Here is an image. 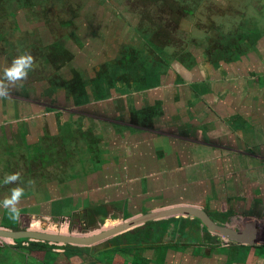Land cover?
I'll return each instance as SVG.
<instances>
[{
    "label": "rangeland",
    "instance_id": "374dc122",
    "mask_svg": "<svg viewBox=\"0 0 264 264\" xmlns=\"http://www.w3.org/2000/svg\"><path fill=\"white\" fill-rule=\"evenodd\" d=\"M236 8L224 0H0V78L17 56L34 58L27 79L0 99L5 108L16 104L0 122V226L85 236L195 206L234 231L255 222L256 240L235 243L186 217L194 219L187 230L193 237L180 242L165 218L131 230L139 241L133 251L150 264L264 257V53L263 65L247 56L227 64L245 50L237 32L261 25H233L238 12L247 13ZM228 13L237 16L228 22ZM26 125L36 150L4 134ZM153 139L166 154L144 146ZM15 173L20 180L4 184ZM16 186L25 192L12 219L2 202ZM46 196L64 205L52 214ZM118 202L126 219L122 204L106 216L92 212L93 204ZM120 235L72 250L0 238V264H92L65 253L82 249L98 259L96 253L125 244ZM107 257L95 264H127L121 255Z\"/></svg>",
    "mask_w": 264,
    "mask_h": 264
},
{
    "label": "water",
    "instance_id": "95a60500",
    "mask_svg": "<svg viewBox=\"0 0 264 264\" xmlns=\"http://www.w3.org/2000/svg\"><path fill=\"white\" fill-rule=\"evenodd\" d=\"M170 217L196 218L207 228L209 232L214 235L224 237L235 243H251L250 239L253 240L254 238L253 232L255 231V222L247 224L242 231H234L226 226L216 224L205 211L192 206H175L160 211L150 212L139 217L123 221L114 227L93 235H64L43 233L30 229L9 230L0 228V238L10 239L13 241L26 239L29 241L50 242L65 246L88 247L111 237L131 231L149 221L162 220Z\"/></svg>",
    "mask_w": 264,
    "mask_h": 264
},
{
    "label": "crops",
    "instance_id": "0c3cea01",
    "mask_svg": "<svg viewBox=\"0 0 264 264\" xmlns=\"http://www.w3.org/2000/svg\"><path fill=\"white\" fill-rule=\"evenodd\" d=\"M220 2L223 3V0H219ZM224 3L225 5H229L230 7H235V11H236V6L237 5H240L241 8H246L247 9V13L244 12V11H241V12H238L240 13L239 14V18L238 19H235L234 22L232 23L233 25L234 24H237V22H243L242 20H245L248 19V22L250 24H253V25H261V28L260 30H255V28L253 26H249V27H245L244 29H246V31H238V36L239 37H235L238 41H243V42H239V46H243V44L245 43V50H241L239 52L236 53V55L234 56V58L230 59L228 58V61L229 63L227 64H242L241 61L245 60L247 61L246 59V56L249 58V60H254V63L259 62L260 65H263V61H260V54L261 53H264V44L262 45V43L264 42V0H224ZM257 7H259V9H257ZM224 16L226 18H228V22L230 21L229 19L231 18H235V16H237L236 14H224ZM252 27L254 28V30L252 29ZM256 31L257 33L255 34ZM246 40V41H245ZM259 57V58H258ZM196 62V60H195ZM194 64V62L192 63ZM197 63H195L196 65ZM193 65H190L189 67H192ZM219 67V66H218ZM264 67V66H263ZM220 70V69H218ZM261 79H264V73H261ZM157 88V86H151V88ZM159 101V100H157ZM15 101H7L6 102V108L3 107L1 104H0V122L4 121V119H7V118H10L11 115L13 114V110L14 108H16V104H14ZM13 129H8V131L4 132L7 140L11 141V139H9L10 137L13 138V137H16L18 136L19 139H22V140H25L24 142H26V146L28 144H31L29 145L32 150H36L37 147L34 143L30 142L31 139L33 138V133H34V130H32V127H28L26 125L25 129H15L14 132H12ZM9 132V133H8ZM0 133H1V130H0ZM125 133V132H124ZM124 133L122 135H124ZM137 136V135H136ZM21 137V138H20ZM121 138H123V136H121ZM160 141H156L155 139H153L151 142H147L145 143L144 146H146L147 148H152V153L154 154L156 151L157 152H162L164 154H166V148L163 143H162V140L159 139ZM9 141V142H10ZM123 142V139L121 140ZM166 148V149H165ZM152 166V165H150ZM152 177V176H151ZM42 194L46 195L47 193L46 192H43ZM46 203H50V204H47L48 207H51V213L53 214V210H54V207L58 206V204H61V207L64 205V201L60 202V200H56V201H51V202H47L48 199H49V196H46ZM60 202V203H59ZM192 207H195V206H192ZM204 211V210H203ZM207 213V212H206ZM208 214V213H207ZM208 216H210L208 214ZM212 219V218H211ZM1 227V226H0ZM1 228H4L6 229L5 227H1ZM189 231V230H188ZM192 231V230H190ZM242 231V230H241ZM255 231L253 232V235H254ZM189 235V234H188ZM190 238L188 239V242L192 240V235H189ZM256 239L253 238V240L250 239V241H255ZM253 244V242H252ZM264 253V252H263ZM262 253V255H263ZM34 258V257H33ZM32 259V257H31ZM36 259V258H34ZM26 260H30L29 258H26ZM33 260V259H32ZM14 263H16L15 261H13ZM112 264H115L114 262ZM150 264V263H149ZM248 264H264V257H251L249 258V263Z\"/></svg>",
    "mask_w": 264,
    "mask_h": 264
},
{
    "label": "trees",
    "instance_id": "16d2710c",
    "mask_svg": "<svg viewBox=\"0 0 264 264\" xmlns=\"http://www.w3.org/2000/svg\"><path fill=\"white\" fill-rule=\"evenodd\" d=\"M130 56V55H128ZM126 60V62L130 65V61L128 58H124ZM123 64V63H122ZM121 64V66H122ZM129 69L130 67H126L125 69ZM125 74V71H124ZM123 74V77H124ZM125 78V77H124ZM97 79V78H96ZM76 80L79 81V79L76 77ZM97 81V80H96ZM95 81V82H96ZM71 88V87H70ZM73 89V88H72ZM81 90V88H80ZM77 91H79V86L77 88ZM76 96V95H73ZM119 204H122V202H118V203H108L106 204H93L92 207V212L93 213H98V214H102L104 216H106V212H110L113 211L115 208H117L119 206ZM122 214H123V218L126 219L127 218V212H125V205L124 203L122 204ZM196 221H199L198 219L195 218ZM193 221L194 219H188V218H169L165 221H162V223L166 224V226H170L172 225V232L174 234H177L179 236V238L177 240H179L180 242H183L186 240L185 237H187V239L190 238V236L188 235V231L189 229H191V227L193 226ZM191 223V224H190ZM190 224V225H189ZM6 227V226H5ZM8 227V226H7ZM12 230H15L16 227L10 228ZM137 229H134V231H136ZM138 231V230H137ZM133 231H128L120 236H123L125 239V244L121 245L120 243H117L115 246H112L108 249H105L103 251H100L98 253H96L94 256H98V259H93V254L91 251L89 252H85L82 249H74L71 253L68 251L67 253H65L66 256H71V255H80V256H85L89 259L90 263H97L100 262L102 263L104 258L103 257H107V258H111L113 257V255L118 254L121 255L123 257L126 258L127 260V264H149L150 261L146 258L143 257L142 254H138L136 251H133L135 248H137V246L139 245V241H138V235L137 233L132 234ZM119 237V236H118ZM207 239L211 240L212 237L210 238L209 235L206 236ZM32 245L34 244H40V243H31ZM30 244V245H31ZM72 246L66 245V248H68V250H72L71 248Z\"/></svg>",
    "mask_w": 264,
    "mask_h": 264
},
{
    "label": "clouds",
    "instance_id": "9594fccd",
    "mask_svg": "<svg viewBox=\"0 0 264 264\" xmlns=\"http://www.w3.org/2000/svg\"><path fill=\"white\" fill-rule=\"evenodd\" d=\"M33 63L34 58L28 52H25L12 60L10 66L5 69L3 77L0 78V99L8 98L10 96V86L27 79L28 73L33 67ZM19 180V173L11 174L6 176L4 184H15ZM24 192L25 190L23 187L16 186L11 189L10 196L5 198L2 202V206L8 210L12 219H15L18 216V205L21 198L24 196Z\"/></svg>",
    "mask_w": 264,
    "mask_h": 264
}]
</instances>
